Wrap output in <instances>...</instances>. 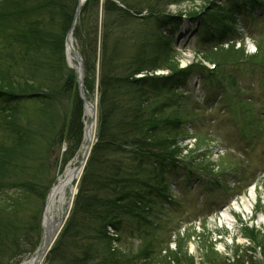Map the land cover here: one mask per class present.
Wrapping results in <instances>:
<instances>
[{
  "label": "trees",
  "instance_id": "trees-1",
  "mask_svg": "<svg viewBox=\"0 0 264 264\" xmlns=\"http://www.w3.org/2000/svg\"><path fill=\"white\" fill-rule=\"evenodd\" d=\"M117 1L123 9L113 0H107L103 4L101 34L97 28L99 0H88L80 10L83 15L80 16V27L85 22L87 5L93 13L91 22L83 26L85 45L82 56L87 93L95 90L92 76L96 75L98 58L100 59L98 142L86 165L71 216L52 249L47 264H58V260L60 264H196L195 258L187 254L186 250L173 254L166 250L163 255V248L168 249V246H164L165 240L157 237L166 225L150 223L149 220H156L153 214L156 209H165L166 205L171 203L172 207L174 204L166 179L180 166L178 160L183 149L179 146V141L184 137V121L172 113L169 103L176 105L180 101L181 96L177 94L181 85L186 84L189 74L182 77L184 72L178 70L177 63L164 67L161 65L163 60L169 62L171 59L169 44L162 45L165 48L162 55L159 50V56L149 55L142 51L143 41L134 40L123 32L125 24L136 18L133 17V12L140 16L148 12L147 19H156L165 17L170 6H181L189 0H143L144 5L148 3V6L140 4L135 8L129 4V0ZM77 2L78 0H2L4 10L0 12V34L3 31L5 33L0 36V46L7 53L0 54V113L17 112L16 106L24 101L51 102L55 99L50 92L52 90L44 82L36 80L40 70L45 67L56 69V64L64 60V42L72 25ZM262 6L264 4L259 0H249L245 2V8L213 14L203 25L210 37H203L201 45L219 47L235 42L239 39L234 27L238 13H250ZM15 7L23 8V12H16ZM19 13H26L27 16ZM80 27L75 31V37L81 34ZM126 37H130V41L137 45L138 52L131 60H120L116 45L129 41ZM230 49L223 60L230 55L228 62L236 64L245 57L244 49H235L234 45ZM223 50L222 48L221 51ZM168 53L169 56H166ZM216 54L217 52L207 53L205 59L213 61ZM42 56L46 60L41 59ZM251 63L264 66V62ZM161 69H168L175 75L167 80L136 78L143 72L153 73ZM69 77L64 83L67 88L70 86L69 80L73 77L75 79V75ZM73 104L70 118L60 131V137L65 133V141L68 142L64 163L75 157L83 139V104L78 94ZM11 105L14 106L13 109ZM12 126L13 124L11 128ZM15 132L22 135L23 145L20 143L19 154L24 158L25 152L31 147L28 142L33 140L34 129L20 125ZM3 148L0 146V192L16 185L7 180L5 169L10 164L16 168L13 158L17 155L5 154ZM185 169L188 170L186 166ZM22 190L29 197L39 195L34 184H27ZM46 193L47 191L41 195V199L45 198ZM2 203L0 264H7L14 255L26 256L37 250L42 231L37 212L32 230L29 231L31 233L23 234L12 217L17 207L8 206L5 201ZM1 213H6L9 217L4 218ZM110 229L116 237L110 235ZM251 231L249 237L252 239L255 232ZM127 232L136 233L142 240L137 255L111 247L113 243L121 246L123 235ZM258 248H261L264 257V243L258 245ZM233 257L231 260H224L214 254L201 264H253L247 254L239 256L235 253Z\"/></svg>",
  "mask_w": 264,
  "mask_h": 264
},
{
  "label": "rangeland",
  "instance_id": "rangeland-1",
  "mask_svg": "<svg viewBox=\"0 0 264 264\" xmlns=\"http://www.w3.org/2000/svg\"><path fill=\"white\" fill-rule=\"evenodd\" d=\"M247 1L249 0H189L181 6H170L165 13L167 16L164 14L165 17L156 19H147L148 12H144L145 19H141L142 16L133 12V17L136 18L130 19L123 30L134 40L143 41L142 51L149 55L159 56V53L162 55L165 50L162 45L169 44L171 59L169 62L163 60L161 65L164 67L177 63L178 70L184 72L182 77L186 76L189 69L192 71V75L186 79L187 84L181 85L184 90H179L177 94L181 96L179 103L177 105L168 103L172 113L184 120L183 139L187 138L185 133L189 134L186 132L189 129L192 137L197 140L189 138L179 144L183 149L179 160L195 174L189 178L187 170H184L185 174L177 178V172L172 171L166 181L170 186V196L173 192L174 202L180 200L181 205L174 208L173 213L168 206H165V209L158 208L153 212L156 220L155 218L149 220L150 223L166 225L157 237L165 240L164 246H168V249L163 248V255L166 254V250L171 251L172 254L186 250L187 254L195 258L196 264H201L206 258H212L214 254L219 259L231 260L235 253L239 256L249 255L253 264H264L261 248H258V245L264 243V66L251 63L264 62V38L259 41L264 35V21L256 18L250 29H247L248 21L251 22L253 19L252 15H242L240 23L236 25L241 39L238 44L235 39V43L229 42L219 47L202 46L200 42L203 37H210L203 25L210 17L212 18L213 14L220 11L224 13L223 11L229 9L245 8ZM129 2L132 8L139 7L140 4L144 5L143 0H129ZM259 2L264 4V0ZM1 4L2 0H0V12L4 10ZM144 6H148V3ZM90 9L91 7L87 5L85 22L81 27L79 26L81 34L75 38V45L80 54L83 53L85 45L83 26L85 23L89 24L93 17ZM15 10L23 12L21 7H15ZM19 14L27 16L26 13ZM97 21L100 33V30H103V15L100 10ZM4 33L3 31L0 36ZM129 38L126 37L129 41L115 44L120 60H131L130 58L138 52L137 45ZM112 43L114 44L115 41ZM231 45H234L235 49L241 46L240 49L245 51L243 54L245 57L241 58L239 63L228 62L230 55L223 60L227 51L231 50ZM203 52L206 54L217 52L216 59L206 60V54L204 55ZM6 53L7 51L0 46V54ZM166 56H169V53ZM41 59L46 60V57L42 56ZM213 64L218 65L215 70H212ZM99 66L98 58L96 75L92 76L95 88L99 80ZM169 71L165 69L156 72L159 73L160 79L167 80L175 75ZM144 74L150 76L148 73ZM157 74L153 73L155 76ZM67 75H71L72 78L74 72L68 67L66 60H60L58 65L56 64V69L45 67L40 70L36 81L44 82L52 90L51 94L54 93L55 99L51 102L24 101L16 106L17 112L0 113V146L4 147L5 154L17 155L13 158L16 168L11 164L7 168L4 167L7 180L16 185L0 192V210L3 206L2 201L8 206L17 207L12 217L23 234L32 230L34 217L38 211L42 210L43 220L46 204L42 203L41 195L49 187L56 186L68 166L75 164V157L64 163L68 142L65 141V133L60 137L63 124L70 118L77 93L76 78L69 80L68 88L64 84L70 79ZM138 77L144 76L141 74L136 77L140 79ZM63 89L66 91L64 92ZM87 95L93 103L99 100L96 89ZM213 95H218L220 99L215 101L220 100L219 104L214 101ZM164 103L167 106L166 101ZM237 107L240 109V114L236 112ZM11 108L13 109L14 106L11 105ZM185 120L194 125H188ZM11 124H13L12 128ZM20 125L34 129L33 140L28 142L31 147L25 152L24 158L19 154L20 143L23 145L22 135L15 132ZM81 149L78 151L79 154L77 152L78 155ZM233 164L235 167H231ZM257 176L260 178L259 181L255 178ZM239 179L242 181L240 182ZM211 180H217L220 184L211 185V188L208 182ZM254 182L257 185L252 186ZM27 184H34L39 195L34 197L26 195L22 188ZM250 188H255L256 202L248 216L234 210V206L242 197L249 194ZM225 208H229L233 214L234 230L226 223H221ZM59 212H56L55 218L60 216ZM3 215L4 218L9 217L6 213H1V216ZM251 230L255 232L252 239L249 237ZM123 236L121 246L118 247L113 243L111 247L117 251L121 250L120 252L137 255L142 240L136 233L127 232ZM36 254L34 250L26 256L14 255L7 264L30 262ZM47 263L46 258L43 264ZM58 264H60L59 260Z\"/></svg>",
  "mask_w": 264,
  "mask_h": 264
},
{
  "label": "bare ground",
  "instance_id": "bare-ground-1",
  "mask_svg": "<svg viewBox=\"0 0 264 264\" xmlns=\"http://www.w3.org/2000/svg\"><path fill=\"white\" fill-rule=\"evenodd\" d=\"M83 1V0H82ZM84 3V1L82 2ZM66 60L68 67L73 70V72L78 73L80 76V65L78 63L77 48L74 39L70 37V40L66 42ZM97 114H96V104L88 101L85 112H84V141L80 152V155L75 160V164L68 166L64 175H62L52 189L49 198L47 200L45 213H44V226L45 230L50 233L55 226L61 227L60 224L64 217L70 212V207H72V202L74 201L77 194V185L81 178L85 160L87 154H89L91 145L95 141V129L97 127ZM256 194L252 191L247 197H243L234 206V210L245 213L248 216L252 212L254 203L256 202ZM60 213L58 218H55L56 212ZM232 212L227 208L221 217V223L224 222L234 230V223ZM60 230V229H59ZM44 248L41 247L38 254L40 257H33L30 262H25L23 264H42L44 260Z\"/></svg>",
  "mask_w": 264,
  "mask_h": 264
},
{
  "label": "water",
  "instance_id": "water-1",
  "mask_svg": "<svg viewBox=\"0 0 264 264\" xmlns=\"http://www.w3.org/2000/svg\"><path fill=\"white\" fill-rule=\"evenodd\" d=\"M78 62L80 64V66H81V81L79 79V81H80V85H79L80 93L79 94H81V96H82V94H83V90H82L83 83L82 82H83V79H84V73H83L84 72V67H83V65L81 63L82 59H81V57L79 55H78ZM91 148H92V145H91ZM90 153H91V149H90L89 154H87L88 156H87L85 162L89 158ZM58 228H59L58 226H55L53 228V230L50 233L47 234L45 248H44V251H43L44 252V258L47 256V254L49 253L51 247L53 246L54 242L56 241L57 237L59 236L60 230ZM39 257H40V255L37 256V258H39Z\"/></svg>",
  "mask_w": 264,
  "mask_h": 264
}]
</instances>
